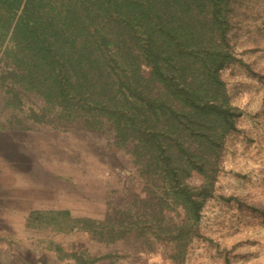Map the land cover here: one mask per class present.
<instances>
[{
    "label": "trees",
    "instance_id": "1",
    "mask_svg": "<svg viewBox=\"0 0 264 264\" xmlns=\"http://www.w3.org/2000/svg\"><path fill=\"white\" fill-rule=\"evenodd\" d=\"M232 2L0 0L10 103L21 90L85 128L105 117L142 182L101 220L68 210H34L28 220L108 242L135 239L148 250L168 245L166 257L182 263L242 114L222 75L247 65L231 42Z\"/></svg>",
    "mask_w": 264,
    "mask_h": 264
},
{
    "label": "rangeland",
    "instance_id": "2",
    "mask_svg": "<svg viewBox=\"0 0 264 264\" xmlns=\"http://www.w3.org/2000/svg\"><path fill=\"white\" fill-rule=\"evenodd\" d=\"M231 42L243 61L223 77L242 109L226 138L216 195L204 205L200 236L181 264H264V0H233ZM0 54V259L12 264H175L169 246L148 250L132 239L103 241L28 220L31 211L68 210L101 220L127 204L142 183L112 124L89 129L48 110L33 93L10 103ZM15 89V87H13ZM192 182L200 177L193 175ZM43 218L45 215H40ZM63 259V260H62Z\"/></svg>",
    "mask_w": 264,
    "mask_h": 264
},
{
    "label": "crops",
    "instance_id": "3",
    "mask_svg": "<svg viewBox=\"0 0 264 264\" xmlns=\"http://www.w3.org/2000/svg\"><path fill=\"white\" fill-rule=\"evenodd\" d=\"M63 260V259H62ZM0 264H6V263H2V261H1V259H0ZM8 264H12V262L11 263H8Z\"/></svg>",
    "mask_w": 264,
    "mask_h": 264
}]
</instances>
